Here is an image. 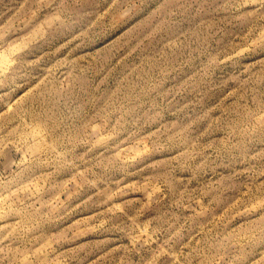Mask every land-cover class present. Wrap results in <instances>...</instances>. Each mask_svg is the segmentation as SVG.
I'll return each mask as SVG.
<instances>
[{
	"label": "rangeland",
	"instance_id": "1",
	"mask_svg": "<svg viewBox=\"0 0 264 264\" xmlns=\"http://www.w3.org/2000/svg\"><path fill=\"white\" fill-rule=\"evenodd\" d=\"M0 264H264V0H0Z\"/></svg>",
	"mask_w": 264,
	"mask_h": 264
}]
</instances>
